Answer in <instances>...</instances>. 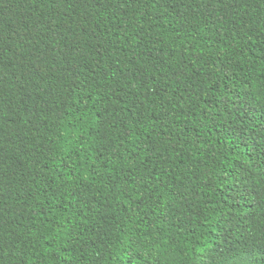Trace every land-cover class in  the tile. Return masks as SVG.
Returning a JSON list of instances; mask_svg holds the SVG:
<instances>
[{
	"label": "trees",
	"instance_id": "obj_1",
	"mask_svg": "<svg viewBox=\"0 0 264 264\" xmlns=\"http://www.w3.org/2000/svg\"><path fill=\"white\" fill-rule=\"evenodd\" d=\"M0 264H264V0H0Z\"/></svg>",
	"mask_w": 264,
	"mask_h": 264
}]
</instances>
